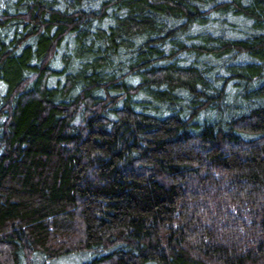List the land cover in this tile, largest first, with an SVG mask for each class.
Listing matches in <instances>:
<instances>
[{"label":"trees","instance_id":"16d2710c","mask_svg":"<svg viewBox=\"0 0 264 264\" xmlns=\"http://www.w3.org/2000/svg\"><path fill=\"white\" fill-rule=\"evenodd\" d=\"M264 264V0H0V264Z\"/></svg>","mask_w":264,"mask_h":264},{"label":"rangeland","instance_id":"374dc122","mask_svg":"<svg viewBox=\"0 0 264 264\" xmlns=\"http://www.w3.org/2000/svg\"><path fill=\"white\" fill-rule=\"evenodd\" d=\"M82 256L80 254H74L69 255L65 258H62L61 260H57V262H53L52 264H77ZM38 262L41 263L43 260H45V264H51L50 260L45 259L43 257L37 258Z\"/></svg>","mask_w":264,"mask_h":264}]
</instances>
